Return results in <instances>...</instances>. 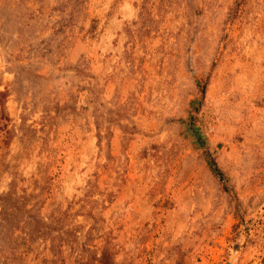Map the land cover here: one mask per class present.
<instances>
[{"label":"rangeland","instance_id":"rangeland-1","mask_svg":"<svg viewBox=\"0 0 264 264\" xmlns=\"http://www.w3.org/2000/svg\"><path fill=\"white\" fill-rule=\"evenodd\" d=\"M0 264H264V0H0Z\"/></svg>","mask_w":264,"mask_h":264},{"label":"trees","instance_id":"trees-1","mask_svg":"<svg viewBox=\"0 0 264 264\" xmlns=\"http://www.w3.org/2000/svg\"><path fill=\"white\" fill-rule=\"evenodd\" d=\"M204 89H205V85H201V92H202V93L204 92ZM216 170H218L217 167H216ZM218 172H219V171H218Z\"/></svg>","mask_w":264,"mask_h":264}]
</instances>
